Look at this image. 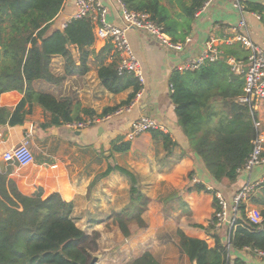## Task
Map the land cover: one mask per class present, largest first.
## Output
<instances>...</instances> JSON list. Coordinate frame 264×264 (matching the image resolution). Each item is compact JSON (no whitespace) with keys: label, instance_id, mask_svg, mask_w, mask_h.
I'll return each instance as SVG.
<instances>
[{"label":"crops","instance_id":"0c3cea01","mask_svg":"<svg viewBox=\"0 0 264 264\" xmlns=\"http://www.w3.org/2000/svg\"><path fill=\"white\" fill-rule=\"evenodd\" d=\"M101 1L108 8L107 20L123 26L120 2ZM123 1L131 10L139 11L138 6L147 0ZM153 1H157L158 9L152 14L164 28L167 39L182 44L183 48L174 50L162 45L144 30H128L129 41L143 64L146 77L144 91L136 94L129 111L90 127L78 128L74 123L57 126L52 115L39 105H28L27 109H32V112L27 114L23 125L0 129V155L25 136H29L32 143L33 138H37L38 147L42 143L37 162L28 166L3 164L11 167L9 177L23 194L32 195L42 189L44 197L59 192L66 201L74 203L76 224L88 234L99 233V250L94 254L101 255L97 264H129L147 251L152 252L160 264H194L181 249L179 230L189 237L204 240L210 248L215 246V236L219 231L224 243L227 237L220 230L222 226L209 228L215 211L214 194L185 191L192 181L189 174L193 172L199 183L205 184L208 189L221 191L227 198L248 182L260 184L264 180V164L241 173L234 185L226 181L217 182L211 176L201 158L190 151L189 140L178 125L171 83L176 70L182 71L180 67L208 52L210 46L217 49L219 58L227 59L230 66L231 58L246 60L250 49L235 39L239 32L264 49V0H213L206 8H203L205 0ZM75 10L76 0H65L51 29H64ZM244 19L247 24L240 27ZM107 43L110 42L96 38L92 49L100 51ZM237 47L240 48L239 53L233 54ZM70 49L78 58V47L72 45ZM114 58L111 52L106 63H111ZM64 66L62 56L53 57V73L63 76ZM33 86L37 91L52 93L59 99L70 97L82 108L95 111L97 118L102 117L106 108L125 106L124 102L134 91L133 87L116 94L107 90L99 78L94 58L84 76H68L59 85L36 80ZM23 97L24 94L19 91L3 93L0 106L14 109ZM257 111L260 119L263 118L264 102ZM80 115L84 114L80 112ZM141 116L156 119L162 126L159 130L169 133L177 142L171 154L167 153L162 141L153 138L152 131L141 134L133 141L123 137L122 132L130 121ZM41 123L51 126L43 131L39 127ZM119 137L130 142L131 147L124 153H112L113 142ZM185 149L189 152L183 155ZM48 160L52 163L49 164ZM110 165H119L138 174L143 191L151 198L143 214L147 229L128 240L110 217L113 212L123 211L130 203V185L127 177L119 171L99 177ZM246 211L247 215L259 214L250 204ZM231 256L232 264L237 257L246 264H264V256L252 253L248 248L234 251Z\"/></svg>","mask_w":264,"mask_h":264},{"label":"trees","instance_id":"16d2710c","mask_svg":"<svg viewBox=\"0 0 264 264\" xmlns=\"http://www.w3.org/2000/svg\"><path fill=\"white\" fill-rule=\"evenodd\" d=\"M64 1L0 0V98L9 91L24 94L14 109L0 106V129L23 125L27 114L32 112L27 109L28 105H39L52 115L57 126L80 123L85 120L84 116L96 117L95 111L82 108L70 97L59 99L52 93L37 91L33 86L36 80L59 85L68 76H84L90 70L92 58L107 90L116 94L133 87L134 91L124 104L129 105L139 92L140 83L133 74H119L116 58L106 63L112 52L110 43L100 51L92 49L96 36L90 19H71L64 29H51ZM138 8L152 14L157 11L158 3L147 0ZM72 45L78 47V58L70 49ZM236 49L233 54L239 53L240 48ZM54 56H62L65 61L63 76L51 70ZM171 83L178 125L189 140L190 151L201 158L217 182L234 185L253 150V141L257 137L255 121L260 119L254 103L239 101L244 94V77L232 70L227 59L219 58L208 60L195 70H176ZM116 108H106L101 116ZM80 112L84 115L81 116ZM50 126L47 123L39 125L43 131ZM152 134L171 154L177 144L171 135L158 129L152 130ZM130 147V142L119 137L113 142L111 152L124 153ZM188 152L185 149L183 155ZM47 162L50 164L52 160ZM114 170L128 179L130 203L123 211L113 212L110 218L128 240L147 229L143 214L151 198L143 191L140 176L128 168L110 165L99 177ZM10 173L11 167L0 161V264H90L99 250V233L88 234L76 224L74 203L66 201L59 192L45 197L42 189L32 195L23 194L9 177ZM193 174H189L190 180ZM185 191L217 192L203 183L192 181ZM215 201L218 209L216 198ZM249 204L257 209L261 217L259 223L252 222L247 216ZM216 224L213 214L209 228L216 229ZM220 230L227 242L221 240L219 231L213 248L204 240L189 237L179 230L181 249L198 264H232L234 251L247 247L252 253L264 251V180L249 194L248 202L240 207V216L234 227L230 230L223 225ZM234 261L233 264H246L240 257ZM129 264L160 263L152 252L147 251Z\"/></svg>","mask_w":264,"mask_h":264},{"label":"built area","instance_id":"2783aa9c","mask_svg":"<svg viewBox=\"0 0 264 264\" xmlns=\"http://www.w3.org/2000/svg\"><path fill=\"white\" fill-rule=\"evenodd\" d=\"M122 8L123 26H118L107 20L108 8L101 0H76V10L71 19H90L97 39H105L112 45V54L118 61L119 74H133L140 83L138 95L144 91L146 77L143 64L136 56L128 38L129 29H140L149 32L162 45L171 47L174 50H182L183 45L172 43L167 39L164 28L160 25L148 11L131 10L123 0H118ZM213 0H207L203 8H206ZM203 10V9H202ZM258 18L260 15L256 14ZM246 20H241L240 27L246 26ZM66 23L64 27H66ZM235 39L240 41L250 49L246 60L229 59L232 70L243 76L245 79L244 94L239 98L241 103H254L255 109L264 102V49L256 45L245 34L237 33ZM190 41V40H189ZM219 59L217 49L210 46L209 51L200 57H196L185 63L180 69L182 71L195 70L206 61ZM132 103L116 108L113 112L106 114L103 118H86L80 123H74L75 127L87 128L99 121L111 119L113 116L129 111ZM263 120L255 121L257 137L253 141V150L250 153L241 173L250 172L254 168L264 164V127ZM162 126L151 116H141L130 121L128 127L122 132L123 137L128 141L135 140L141 134L159 130ZM3 163H14L21 166H28L35 162V154L31 149V140L25 136L18 144L5 150L0 155ZM192 183H199L197 177L192 178ZM259 183L248 182L238 189L231 197L227 198L221 191H217L214 196L219 208L214 211L217 219V227L228 226L231 230L237 218L240 216V207L248 200L249 194L258 186ZM216 202V201H215ZM254 223H259L261 217L257 213L247 215ZM248 248V247H247ZM250 249V248H248ZM257 254L264 256V251H257Z\"/></svg>","mask_w":264,"mask_h":264},{"label":"rangeland","instance_id":"374dc122","mask_svg":"<svg viewBox=\"0 0 264 264\" xmlns=\"http://www.w3.org/2000/svg\"><path fill=\"white\" fill-rule=\"evenodd\" d=\"M86 119V118H85ZM262 120L264 119V117L263 118H261ZM264 121V120H263ZM30 139V138H29ZM33 140H34V142L32 143L31 142V149H32V151L34 152V154H35V162H37V160H38V158H39V156L37 155L38 154V152L40 153V147H41V142L39 143V147H38V139L37 138H33ZM74 217V216H73ZM91 234H93V232H91ZM92 237L94 236V235H91Z\"/></svg>","mask_w":264,"mask_h":264},{"label":"water","instance_id":"95a60500","mask_svg":"<svg viewBox=\"0 0 264 264\" xmlns=\"http://www.w3.org/2000/svg\"><path fill=\"white\" fill-rule=\"evenodd\" d=\"M100 257H101L100 254L94 255L93 258H92V260H91V262H90V264H97L99 262V260H100ZM193 263L194 264H198V262L196 260H194ZM74 264H80V263L74 262Z\"/></svg>","mask_w":264,"mask_h":264}]
</instances>
